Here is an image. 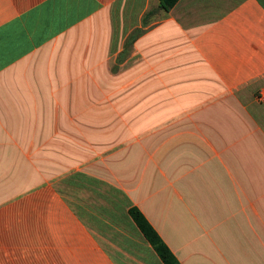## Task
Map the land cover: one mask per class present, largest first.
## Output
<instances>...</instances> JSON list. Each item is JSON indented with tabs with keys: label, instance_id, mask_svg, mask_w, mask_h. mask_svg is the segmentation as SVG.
Listing matches in <instances>:
<instances>
[{
	"label": "crops",
	"instance_id": "crops-1",
	"mask_svg": "<svg viewBox=\"0 0 264 264\" xmlns=\"http://www.w3.org/2000/svg\"><path fill=\"white\" fill-rule=\"evenodd\" d=\"M261 93L264 0H0V264H264Z\"/></svg>",
	"mask_w": 264,
	"mask_h": 264
},
{
	"label": "trees",
	"instance_id": "trees-1",
	"mask_svg": "<svg viewBox=\"0 0 264 264\" xmlns=\"http://www.w3.org/2000/svg\"><path fill=\"white\" fill-rule=\"evenodd\" d=\"M159 6L165 10H171L174 5L179 0H158ZM142 31L140 29L134 31L125 41L124 50L122 52H129L131 49L135 39ZM129 214L132 219L135 221L143 235L155 249L159 257L162 259L164 264H181L174 253L170 250L158 232L154 229V227L150 224V222L146 219L143 213L137 207L129 208Z\"/></svg>",
	"mask_w": 264,
	"mask_h": 264
},
{
	"label": "built area",
	"instance_id": "built-area-1",
	"mask_svg": "<svg viewBox=\"0 0 264 264\" xmlns=\"http://www.w3.org/2000/svg\"><path fill=\"white\" fill-rule=\"evenodd\" d=\"M259 98H260V99L264 98V93H261V94L259 95Z\"/></svg>",
	"mask_w": 264,
	"mask_h": 264
}]
</instances>
